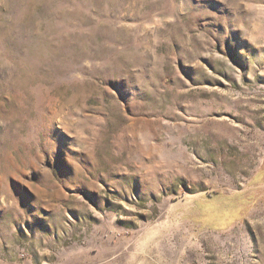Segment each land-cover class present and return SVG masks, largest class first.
Here are the masks:
<instances>
[{
  "label": "rangeland",
  "instance_id": "rangeland-1",
  "mask_svg": "<svg viewBox=\"0 0 264 264\" xmlns=\"http://www.w3.org/2000/svg\"><path fill=\"white\" fill-rule=\"evenodd\" d=\"M0 264H264V0H0Z\"/></svg>",
  "mask_w": 264,
  "mask_h": 264
},
{
  "label": "crops",
  "instance_id": "crops-1",
  "mask_svg": "<svg viewBox=\"0 0 264 264\" xmlns=\"http://www.w3.org/2000/svg\"><path fill=\"white\" fill-rule=\"evenodd\" d=\"M252 202L242 190L237 192H210L188 199L183 212L198 228L204 231H228L243 223Z\"/></svg>",
  "mask_w": 264,
  "mask_h": 264
}]
</instances>
